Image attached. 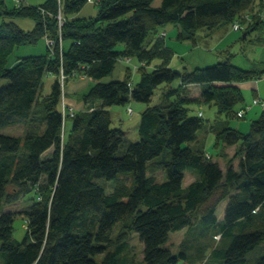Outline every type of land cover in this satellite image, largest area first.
<instances>
[{"label": "trees", "instance_id": "trees-1", "mask_svg": "<svg viewBox=\"0 0 264 264\" xmlns=\"http://www.w3.org/2000/svg\"><path fill=\"white\" fill-rule=\"evenodd\" d=\"M59 2L29 6L23 0L13 10L0 6V81L7 80L0 86V129L20 123L26 128L24 135L0 132V264H130L127 230L142 241L145 264H178L189 256L172 251L170 233L196 225L216 228L223 237V245L210 251L211 261L247 264L250 253L264 243V108L247 133L225 121L213 125L223 146L237 145L241 151L238 165L230 162L224 171L203 147L190 144L204 126L202 110L191 113L182 103L189 99H182L178 88H167L161 102H150L159 85L180 79L182 86L201 84L200 96L193 99L240 117L238 111L247 106L234 83L259 79L264 68L242 69L224 61L179 70L167 64L171 56H165L172 53L161 49L162 40L152 50L145 47L166 24H179L180 38H194L199 29L232 24L244 12L264 10V0H161L158 6L154 0H102L91 20L67 14L87 0H68L66 13ZM59 13L67 19L61 28L62 52ZM19 17H31L34 27L23 29L16 22ZM260 23L255 16L245 29ZM47 36L56 40L53 48L47 45V54L25 56L7 66L16 46L34 45ZM126 56L144 65L135 72L121 60ZM156 57L163 63L149 67ZM118 60L127 65L125 78L102 81ZM83 64L88 66L84 73L97 81L83 96L89 109L72 117L64 136L60 67L70 74L83 70ZM50 73L55 82L44 95V77ZM177 94L180 101H172ZM133 100L146 105L137 140L113 125L109 109L126 106L131 116ZM159 171L165 172L164 180L155 177ZM187 171L196 178L184 185ZM121 175H129L131 183ZM99 179L112 181L113 191L106 192ZM31 191L35 197L29 207L6 209ZM18 214L28 221L23 241L13 237ZM117 223L127 230L114 236ZM98 254H104L101 261L95 259ZM256 264H264V252Z\"/></svg>", "mask_w": 264, "mask_h": 264}, {"label": "rangeland", "instance_id": "rangeland-1", "mask_svg": "<svg viewBox=\"0 0 264 264\" xmlns=\"http://www.w3.org/2000/svg\"><path fill=\"white\" fill-rule=\"evenodd\" d=\"M68 0H62L61 6L66 13ZM47 0H26V5L29 6H37L40 4L46 3ZM59 2V0H58ZM60 3V2H59ZM161 0H154L153 5L158 6L160 5ZM17 3L15 0H3L0 1V6H3L7 10H13ZM98 7L95 4L91 3H81L76 8L71 9L68 11V15L74 18L80 19H95L98 15ZM17 23L25 30H31L34 27V20L31 17H19L17 19ZM231 22L228 24H222L220 26V30L218 32L228 31L230 32ZM232 34L229 38L222 40L221 37L214 36L213 39H205L204 37L198 36L197 38H180L177 35V38H173L172 34H169L166 37V40L172 44V54H167V56H171L167 61V64L174 69L183 70L186 69L187 71H192L197 66H209L215 64L217 62H224L229 61L233 65L242 68V69H251L257 68L262 69L264 68V24H258L255 29L248 31L247 29L243 30H233ZM248 31L247 35L244 36V32ZM160 37L165 36V32L159 33ZM118 48L123 49L124 47L122 44H119ZM188 50V52H185ZM183 53V54H182ZM47 54V45L45 38L43 37L38 41L37 44H25L16 46L9 56L8 60L10 63L14 62L18 57H25V56H36V55H45ZM138 62V61H134ZM183 62L182 65H180ZM139 63V62H138ZM129 65V64H128ZM126 64L122 61L118 60L115 66V69L112 74L103 78L102 81L108 82L112 80H121L124 79L126 76ZM142 66V65H141ZM186 66V68H185ZM151 67V66H149ZM140 68V67H139ZM135 69L136 71L139 70ZM135 71V72H136ZM134 72V73H135ZM90 78L87 74L84 75ZM137 75H133L134 79L138 78ZM45 79V86L43 92H47L50 90V83L48 81L49 78L46 76ZM133 82V79H132ZM255 79H246L243 80L240 84H244V86H240L242 93L244 95V99L246 103L252 100L256 85ZM7 83V80L3 79L0 81V86ZM215 84H219L216 82ZM134 85V83H132ZM170 85V86H169ZM167 88H178L181 93L182 99H189V101H182V103H186L187 106L190 108L191 113L198 112L202 110L204 112L203 117V124L204 126L198 131V139L197 141L191 142L190 144L194 147L200 146L205 149L212 156V160L216 161L218 159H222L224 155H231L232 160H225L223 161L222 167L224 171H226L227 166L230 162H234V165L237 166L240 160V148H228L222 145V142L218 141L216 138L214 126L212 123L218 124L219 121H225L226 124L236 128L237 130L247 133L250 130L251 123L254 119L258 118L255 117V113H248L245 114V117H238L236 114H228V113H217L216 117L214 116V105L207 101L203 100H190L188 93L194 94V98L196 94L199 92L201 94V86H191L189 90L184 88L181 84L180 79H175L171 83H163L159 85L156 90L155 94L152 97L150 105H155L163 100L162 94L164 89ZM264 93V81L262 82V91ZM262 93V94H263ZM65 94V93H64ZM264 97V95H262ZM191 95V94H190ZM65 96V95H64ZM179 95H173L172 101H180ZM185 97V98H184ZM259 97L255 96V98ZM252 100V103H253ZM254 104V103H253ZM131 105L134 108V112L131 116L124 117L125 120V130H127V137L131 140H137L138 136V129L136 127L137 124L140 122V114H141V106L143 105L142 102L131 101ZM257 105V104H256ZM241 105L237 107L240 108ZM261 108V106L259 105ZM126 108V106H125ZM259 109V108H258ZM64 115V114H63ZM260 116V115H259ZM67 116L64 115V119ZM71 117V116H70ZM68 117L67 124L65 127V131L68 132L69 126H67L71 119ZM212 122V123H211ZM124 124V123H123ZM0 132L11 134V135H24L26 132L25 124H16L10 125L0 129ZM127 145H123L121 147V151L126 150ZM169 153V152H167ZM165 157L167 154L164 155ZM121 179L125 180L126 183H131V177L129 175H121ZM158 180H164L166 178V174L164 171H159L156 173L155 176ZM196 178V174L191 171H187L186 179L184 181V185L191 182ZM106 189V192H112L114 183L112 181H104V179H99ZM51 190L46 191V199L49 198L51 195ZM33 197H35V191H31L28 194L24 195L20 198L19 201L9 204L6 206V209L11 210H21L26 207H29L33 202ZM47 201V200H46ZM226 205V200H223L217 209L218 218L221 219L223 217V207ZM27 218L18 214L15 217L14 224H13V237L18 241H23L26 234H27ZM126 231V226L122 223H117L114 229V236H117L120 231ZM126 234H128V243H129V251L128 257L130 258V264H145L144 262V254L143 249L144 245L140 240L138 234L134 231L127 230ZM224 243L223 237L220 235V231H216V228H211L208 230H204L200 225H196L193 229L183 228L178 231H173L170 233L168 246L172 249L175 254H180L182 251H185L189 258L187 260H180L178 264H220L217 262H213L209 258V253L213 247L222 246ZM111 248V247H110ZM264 252V243L260 244L255 250H253L248 258L247 264H256L262 253ZM104 254H98L95 256V259L101 261Z\"/></svg>", "mask_w": 264, "mask_h": 264}, {"label": "crops", "instance_id": "crops-1", "mask_svg": "<svg viewBox=\"0 0 264 264\" xmlns=\"http://www.w3.org/2000/svg\"><path fill=\"white\" fill-rule=\"evenodd\" d=\"M15 2H16V0H15ZM16 22H17V19H16ZM220 26L215 27L213 29H207V28L199 29V30H197L195 32V38H197L198 36H200V37L202 36V37H204L207 40V39H213L214 36H217L218 35V37H221L222 40H225V39H227V38L230 37V35L232 34V32H234L233 29H232V24H231V26H230V28H231L230 30L231 31L230 32L223 31V32H218V34L215 35L216 32H217V30H220ZM244 29H245V27H244ZM181 31H182V28L177 23H169V24H166L165 26L161 27L159 29V32H158V33L165 32V36L164 37H160L158 35H155V36L153 35V36L149 37L148 40H147V43H146V47H145L146 50H152L154 47H156V44L158 43V41L160 39V40L163 41V45H162L161 49H168L172 53L173 52V50H172L173 49L172 48L173 46H172V44H170L169 41L166 40V37L169 34H172L173 35L172 36L173 38H175V37L177 38V35L180 37ZM122 46L124 47L123 44H122ZM186 52H188V50H185V52H183V53H186ZM21 58L22 57H18L12 63H10V61L8 60L7 66L8 67H12V66L16 65L20 61ZM162 63H163L162 58L156 57V58H154L152 60V63H151L150 66L151 67H156V66H158V65H160ZM182 64H183V62L180 65H182ZM185 68H186V66H185ZM46 77L49 78L48 81L50 83V90H51L52 85L55 82V77L53 75H46ZM96 81L97 80H95L93 78H88L87 76H84V75L83 76L76 77V78H72V79L68 80L67 81V84H66V88H65V94H64L65 95L64 96V98H65V104L67 105V107H69L68 109L73 108L77 112L88 110L89 109V106L86 105L85 102L83 101V96H84V94H86L88 92V90L90 89V87ZM263 81H264V75L261 78H259V79H255V82L254 83L256 85V90H255V93H254L253 98L255 96H258L259 95V97H261L262 99H264V97L261 96V94L263 93V92H261L262 91V82ZM44 82H45V79H44ZM240 83L241 82H236V83H234V85H236L238 87L244 86V84H240ZM191 86H201V84H185V85H183V88H187L189 90V88ZM241 87H240V89H241ZM50 90H48L47 92H43L44 95L49 94L51 92ZM165 91H167V89H164L163 94L165 93ZM188 95H189V97H191V99H193L194 96H195L192 93H188ZM262 95H264V93ZM198 96H200L199 92L196 94V97H198ZM253 98H252V100H253ZM252 100H250L248 103H246V101L244 102L246 104V106H249L248 109H247V112L248 113L254 112L255 113V117H259V115H260V113L262 111V107L260 108L259 105L253 104L252 103ZM140 106H141V112H142L144 110V108H145L146 105L143 104V105H140ZM61 109L63 111L62 103H61ZM109 109L111 111V115H112V119H113V125H115V126H121L124 129H126L125 128V123L126 122L124 120V117L128 116V114L126 113L125 106H122V105H113ZM247 112H246V114H247ZM214 113H215L214 114L215 117H216V114L219 113L216 106L214 107ZM140 116H141V114H140ZM68 117H70V116L68 115L65 118V127H66V124H67ZM70 118H72V117H70ZM72 120L73 119H71L70 123L67 125V126H69L68 132H66L65 131V128H64V136H67L68 133L70 132L71 127H72ZM138 125L139 124L136 125L137 129H138ZM212 125H214V123H212ZM126 132H127V130H126ZM236 147H237V145L229 146V147H227V149L228 148H230V149L232 148V150H234V148H236ZM230 158H231V155H224L222 159H223V161H225V160H228ZM222 159H218V161L220 162L221 166L223 164ZM189 183H187L186 185H188ZM224 208H225V205L223 207V211H224Z\"/></svg>", "mask_w": 264, "mask_h": 264}, {"label": "built area", "instance_id": "built-area-1", "mask_svg": "<svg viewBox=\"0 0 264 264\" xmlns=\"http://www.w3.org/2000/svg\"><path fill=\"white\" fill-rule=\"evenodd\" d=\"M23 0H16L17 4H20ZM89 3H93V4H98L100 3L102 0H87ZM44 11V10H42ZM255 16H258L261 20H263L264 22V10L262 11H258L256 13H252V12H244L242 13L233 23H232V29L233 30H243L244 27L253 22L255 19ZM58 19H59V26H60V30H59V42H60V48H61V52L63 51L64 48V39L62 36V31L61 28L63 26L64 23H66V18L63 17L61 15V13L58 14ZM46 43L48 46H50L51 48H53V46L56 44V40L52 37H46ZM122 61H124L125 63H128L130 66H132L133 70L136 71L135 69H138L139 67H141V65L144 63H138V62H134L135 60L132 57L126 56L121 58ZM81 71L79 70H73L72 73L68 74L64 71L63 67H60V72L58 75V79L62 88V106H63V114L65 116H75L77 111L74 110L73 108L68 109L69 107H67V105L65 104V98H64V93H65V88H66V84L67 81L72 79V78H76L79 76H83L86 75V73H84V71H86L88 69V66H86V64L81 65ZM48 75H51L48 74ZM132 85V84H131ZM133 87V85L131 86ZM254 104L260 105L262 108H264V99H262L261 97H257L253 100ZM249 106H247L246 109H241L238 111V115L240 117H243L245 115L246 110L248 109ZM128 112L131 114L133 113V109L131 107L128 108ZM200 115H202V112H199Z\"/></svg>", "mask_w": 264, "mask_h": 264}, {"label": "water", "instance_id": "water-1", "mask_svg": "<svg viewBox=\"0 0 264 264\" xmlns=\"http://www.w3.org/2000/svg\"><path fill=\"white\" fill-rule=\"evenodd\" d=\"M246 35V33H244V36Z\"/></svg>", "mask_w": 264, "mask_h": 264}]
</instances>
